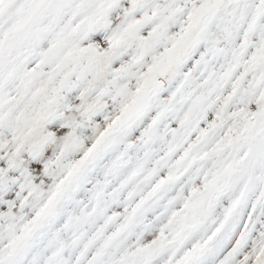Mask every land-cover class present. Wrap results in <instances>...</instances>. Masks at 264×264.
<instances>
[{"label": "snow or ice", "instance_id": "obj_1", "mask_svg": "<svg viewBox=\"0 0 264 264\" xmlns=\"http://www.w3.org/2000/svg\"><path fill=\"white\" fill-rule=\"evenodd\" d=\"M0 264H264V0H0Z\"/></svg>", "mask_w": 264, "mask_h": 264}]
</instances>
